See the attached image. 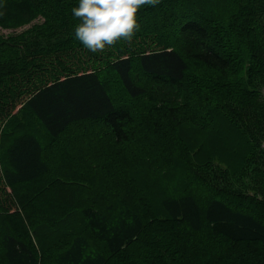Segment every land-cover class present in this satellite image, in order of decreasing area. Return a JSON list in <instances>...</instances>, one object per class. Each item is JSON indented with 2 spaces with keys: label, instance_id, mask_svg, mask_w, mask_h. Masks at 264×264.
I'll use <instances>...</instances> for the list:
<instances>
[{
  "label": "trees",
  "instance_id": "1",
  "mask_svg": "<svg viewBox=\"0 0 264 264\" xmlns=\"http://www.w3.org/2000/svg\"><path fill=\"white\" fill-rule=\"evenodd\" d=\"M75 6L0 0L43 18L0 36V264H264V0H160L103 53Z\"/></svg>",
  "mask_w": 264,
  "mask_h": 264
},
{
  "label": "clouds",
  "instance_id": "2",
  "mask_svg": "<svg viewBox=\"0 0 264 264\" xmlns=\"http://www.w3.org/2000/svg\"><path fill=\"white\" fill-rule=\"evenodd\" d=\"M159 3L160 0H78V6L71 9L78 21L74 38L93 53H103L118 42L130 44L140 28V9Z\"/></svg>",
  "mask_w": 264,
  "mask_h": 264
},
{
  "label": "rangeland",
  "instance_id": "3",
  "mask_svg": "<svg viewBox=\"0 0 264 264\" xmlns=\"http://www.w3.org/2000/svg\"><path fill=\"white\" fill-rule=\"evenodd\" d=\"M42 22H43V18L39 17V18L35 19L34 21H32V22H30L28 24H24V25H22L20 27H17V28H3V27L0 26V36L8 37L10 35H14V34H18V33L24 32L27 29L31 28L34 24H40ZM20 109H21V106H19L16 109L15 113L19 112ZM206 135L207 134H202V136H205V137L202 138L201 143L204 142L206 148H210V146L212 145L213 139L211 138V136L206 137ZM125 160H126V158L124 157L123 161H125ZM137 167H138L137 170H133V172H134L133 174L122 173V172H120V173H121L122 176L125 175L126 178L134 177L136 175L135 177L139 179L140 186H142L143 189L145 188V190L148 192L147 194H150L152 199L154 198L153 201L156 202V200H157V202H158V200L160 198L159 194H161V192H162L161 191L162 190V186L163 187L165 186V187L168 188V187L172 186V184H170V181H169L168 178L163 177L164 174H162L161 172L153 173L151 170H148L147 169L148 166L144 162L139 163V165ZM90 172H87V173H90L91 176H93V174H94L96 177H97V175H99L98 178L101 177L100 174L98 173L97 169L95 171H90ZM166 172H167L166 177H169L168 172H170V171L167 170ZM172 173L174 175L178 174L176 172H172ZM164 178H165V180H164ZM163 181L165 183L163 185H161V182H163ZM120 183H123V180ZM159 183H160V185H159ZM130 185H131V183L126 185V188H130ZM95 187H96V185L94 184L92 186V189H94ZM110 189H111V187H110ZM129 191H131V193H134L133 192L134 191L133 188L129 189ZM49 248H50L49 245L45 246V252L46 253H40V256L42 258V264H44V263L45 264H52V258L50 256V254L52 252L49 253ZM39 252H40V250H39ZM45 256H47V258H45Z\"/></svg>",
  "mask_w": 264,
  "mask_h": 264
}]
</instances>
